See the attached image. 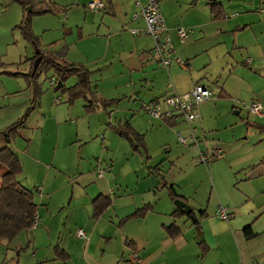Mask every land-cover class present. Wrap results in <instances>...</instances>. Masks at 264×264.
Segmentation results:
<instances>
[{"label":"rangeland","instance_id":"1","mask_svg":"<svg viewBox=\"0 0 264 264\" xmlns=\"http://www.w3.org/2000/svg\"><path fill=\"white\" fill-rule=\"evenodd\" d=\"M39 1H52L62 11L32 17L31 30L39 39V48H35L21 36L19 30L14 29L22 17L19 3L15 0H0L2 87L4 78L10 80L5 72L29 71L36 49H41L58 60L60 58L57 57H64V61L68 63L86 58L93 62L101 55L105 59H97L89 64L93 73L97 72L95 67L99 68L94 86L91 85L92 93H89L92 101L78 98L71 105L64 101L68 99L67 93L59 91L56 94L50 88V81L56 76L54 71H43L41 68L38 79L41 95L38 101H41L42 106L30 114L25 123L27 131L22 130L15 135L8 145L23 159L27 168V173L19 175L18 180L26 187H38L34 200L38 205L39 217L42 220L52 213L53 230H45L44 234L36 237L39 230L36 226L34 229L21 231L11 240H1L0 264H15L19 257L17 251L20 254L19 263H27L28 249L31 253L47 257L49 264H63L59 258L52 259L58 254L56 244L61 245L63 239L71 255L70 263H76L77 258L81 260V248L91 235V230L84 223L95 220L92 218V198L103 190L114 201L124 199L137 204L144 203V195L138 196L132 193V189L137 182L141 183L143 178L152 174L158 179V183H162L164 178L167 184H173L176 192L184 196L194 209L195 215L198 213V205L203 207L200 209L209 205L208 209L217 210L222 205L232 210V207L252 203L257 207L252 220L254 226L264 230V0H215L225 5L226 15L236 13L242 21H246L248 26L243 30L234 27L232 20L236 17L227 18V21L226 18L213 19L207 5L210 0H196L195 5L192 4L193 0L161 2L160 8L165 19L166 15L177 19L178 27L191 31L193 29L196 31L195 35L199 34L201 38L195 41L191 39L189 45L187 40H190L192 34L188 35L184 44L179 38L176 42L173 41L176 56L182 60L189 59L187 69L170 66L169 74L167 69L157 66L156 74L150 79L153 84L150 82L152 85L149 88L144 86V80L136 81L141 83L136 88L132 86L135 82L129 79L122 85H116L113 64L118 61L123 63L127 56H135L134 52L126 51L129 49L126 43L143 41L129 31H122L125 19L123 13L115 9L116 13L112 14L111 7L105 0H101L104 8L99 10L85 7L89 0ZM220 25L224 27V32H215ZM147 38L150 39L149 36ZM109 45L113 51L109 49L106 52L104 48ZM116 47H119L120 53L116 51ZM248 59L255 62H247ZM103 61H107L109 66L112 62V65L103 69L102 77L100 67ZM172 72H177V76ZM13 73L24 74L17 71ZM190 75L200 76L205 83H199L209 86L213 94L209 100L197 105L199 117L191 123L196 127L200 138L197 149L177 143V133L185 135L187 132V125L182 120L178 121L181 125H168L162 119L150 117L142 107L150 98L168 92V84L177 83V78L182 87L186 86ZM74 77H70L65 85L71 84ZM221 86L225 87L228 94L223 92L219 95ZM176 89L180 90L177 85ZM183 90L185 91L176 92L187 91ZM135 91L140 94L135 95ZM60 97L63 101L58 104L64 107L55 112L53 106L60 101ZM100 99L111 103L102 106ZM253 101L261 104L262 116L247 112L245 107ZM62 115L64 127L74 125L70 122L83 127V135L88 140L81 144V151L79 146L76 148L72 145H59V149L56 148V121ZM125 122L144 134L146 154L143 150L135 151L129 141L113 129ZM43 125L45 131L37 133L36 129ZM102 135L105 137L101 138ZM5 140L7 139L3 140L0 135V148L6 145ZM199 150L209 156L207 163H197ZM218 150L221 151V158L216 157ZM30 153L36 156L35 163L38 166L26 158ZM96 162L98 165L94 169ZM104 163L110 164L112 169H105ZM41 165L45 169L42 170ZM156 167L159 168V175L154 171ZM97 168L104 170L101 180L97 179ZM157 188L153 196L161 207L166 203H174V200L166 197V187L158 185ZM41 191L45 197L43 205L39 201ZM102 215V220H112L115 223L113 230H119L118 219L113 213ZM156 218L155 222H160V216L157 215ZM75 220L81 224H74ZM187 221L188 224L192 223L189 219ZM225 221L216 216L212 225L219 227L218 231L222 234L219 239L221 246L232 248L233 238L221 224ZM150 224L152 225V221ZM130 226L135 230L132 223ZM79 229L84 232V238L76 235ZM33 236L37 243L31 249ZM261 238H264V234ZM253 240L248 241L250 245L255 244ZM236 245H241V241L238 240ZM105 254L103 244L94 241L88 256L95 260ZM104 258H107V254Z\"/></svg>","mask_w":264,"mask_h":264},{"label":"crops","instance_id":"2","mask_svg":"<svg viewBox=\"0 0 264 264\" xmlns=\"http://www.w3.org/2000/svg\"><path fill=\"white\" fill-rule=\"evenodd\" d=\"M90 1L91 0H89L88 3ZM105 1L111 7L112 14L116 13L115 9H117L120 13H123L125 19L122 22V26H121L122 31L124 30L129 31L130 34H132L130 30H136L137 34H132V35L143 40L140 43L138 42L126 43L127 46H129V49H127L126 51L134 52L135 56H127L125 59H123V63H121V61H118L113 64V74L116 76L115 78L117 80L116 85L117 86L122 85V83H124L126 80L129 79L135 82V83H132V86L136 88L137 86L141 84L140 82L136 83V81L144 80L145 81L144 86L149 88L153 84V82L150 81V79L153 75L156 74L155 68L157 66L159 68H163V67H161L160 64L157 62V60L151 55V50L154 46V40L149 35L144 33L143 30H144L145 24H144L143 19L141 17H138L135 20L131 19L134 13H138L139 7L135 5V0H105ZM163 1L164 0H161L160 3ZM140 2L141 4H144L146 0H140ZM211 2H215V1H209L207 5L209 6V11L212 17L214 16L213 19L222 20L223 18H226V21H227L228 20L227 18L236 17L235 19L232 20L234 27L236 28L239 27L240 30L247 28L248 25L246 24V21H242L241 17L239 16L237 17L236 13H233L230 16L226 15L225 5L222 4L221 2H218L221 5V9H222L221 14L216 17V15L212 12L210 8L209 3ZM87 4L84 6L87 7ZM192 4L193 5L197 4L196 0H193ZM261 10L262 9H260V11ZM161 13L164 17V14L162 11ZM166 17L167 19H165V17L164 19H165V23L168 28V35L173 43V41L176 42L179 38L176 33V30L179 24L177 23V19H172L168 15H166ZM246 20H249V19H246ZM80 27L77 26V28H80ZM214 31L218 33H222L224 32V27H221L220 25V27ZM67 32H69V30H67ZM187 32H188V35L192 34L190 37V40L188 38L189 36H187L188 40L186 38L188 45L191 39L195 41L201 38L199 34L195 35L196 31H194L193 29L192 31L187 29ZM81 36L82 35L80 33V38ZM148 36L150 37V39L147 38ZM197 36H200V37H197ZM186 40H184L183 42L180 40V42L184 44ZM233 45H236V43L233 42ZM173 46H175L174 43H173ZM104 49H106V52H108L109 49L113 51L112 46L110 45L106 46ZM116 51L120 53L119 47H116ZM174 54H175V47H174ZM62 55L64 56L65 54H62ZM57 58H60V60H65L64 57H57ZM102 58L105 59V57L101 55L100 57H97L96 59H94L93 62H96L97 59L101 60ZM88 59L89 58H86L84 60H76L74 61V64H80L85 68V70L82 72L85 73L84 74L85 77L87 73L88 79L91 82V85L93 84L94 86V78H96L99 72V68L95 67L97 72L93 73L91 69L89 68V64L93 62L88 61ZM184 61L186 62L187 65H189L190 63L189 59H186ZM249 61H251V59L247 60V62ZM253 62H255V60L251 61V63ZM102 63L103 64L100 67V75L103 77L104 75L102 72L103 69L110 67L112 65V62H110V66L108 65L107 61H103ZM30 65H31V61H30ZM174 65L176 64H172L170 66L172 67ZM170 66L167 69V72L169 74H170V70H169ZM177 66L178 65L174 67L177 68ZM176 68H173V69L176 71L177 70ZM16 71L24 73L23 74L24 76L19 75V74L14 75L13 72H16ZM27 73L28 71L26 69L23 71H20V70L7 71L5 72V74L10 80L4 78L3 80L4 87L0 85V135L3 137V140L6 138L2 131L4 130L6 126H8L13 121L17 120L24 113L25 109L27 108L29 104V99L32 96V89H31L30 82L27 79ZM172 73L177 76V72H172ZM0 78H3V75H0ZM77 80H78V76H75L71 84L66 85V86L74 85L77 82ZM197 82L205 83L200 76L190 75L189 82L188 84H186V86L182 87L179 83L178 78H177V83L173 82L174 84L173 83L172 84L175 85L174 88L176 91H185L183 89H186L188 91ZM176 85L180 90L176 89ZM53 87L50 85V88L53 90V93L54 92L56 94L59 93V90L55 91ZM223 92L228 94L226 92L225 87L221 86L219 95H222ZM136 94H140L139 91H135V95ZM167 94L168 92L160 96L152 97L149 99V101H155V102L161 101ZM88 98H89V101L90 100L92 101L90 94H88ZM100 98H103V96H100ZM59 99L60 101L56 102V105L53 106L55 109V112H59L60 110L63 109L62 107H64L63 105L58 104L63 101V98L60 97ZM64 101L68 102V99ZM100 101L102 103V101H107V100L100 99ZM69 104L71 105L73 104V102ZM90 104H93V102H91ZM40 106H42V103L41 101L40 102L38 101L37 106H36L37 109L36 108L35 109L39 110ZM196 111H197V107H196ZM68 112L69 114H71V111L68 110ZM171 117L174 118V116H171ZM177 117L178 118H176V121H177L176 125H179V124L181 125V123L178 122L181 119L179 118V116ZM63 120H64V117L62 115V117L57 119L56 121V126L58 129V134L55 139L56 148L59 149V145L65 146V147L72 145V147L75 146L76 148L79 146V149H80L79 151H81V148H80L81 144L88 140V138H86L83 135V130H84L83 127L81 126V124L77 125L73 122H70V123L74 125L64 127L63 125L65 124L63 123ZM171 120H172L171 122L174 121V119H171ZM110 125L111 123L108 124V126ZM26 129H27V126L25 124L22 127V129H20L19 134L22 130L26 132L27 131ZM43 131H45L44 125L36 129L37 133H41ZM104 137H105L104 135L101 136V138H104ZM199 142H200V138L198 135V143ZM5 143H7V140H5ZM110 145H111V142H110ZM195 149H197V147H195ZM25 150L27 153H29L27 148H25ZM199 152H202V151L199 150ZM218 152H216L217 153L216 157L221 158L222 157L221 151L218 150ZM26 158H28V161L31 162L33 165L38 166L35 163L36 156L33 153H30L29 157L26 156ZM20 163L22 167V173L26 174L27 168L24 165L23 159H20ZM97 165L98 163L96 162V164L93 166L94 169H96ZM104 166H105V169H107L108 171L112 169L111 165L108 163H104ZM41 167H42L41 169L43 170L44 166L41 165ZM22 173L20 174L21 176H22ZM155 173L156 175H158L156 171ZM102 178L103 176L102 177L97 176L98 180H101ZM158 185H159L158 179L153 174L150 175L149 177L143 178L141 183L140 181L137 182L135 187L132 189V193L137 194L138 196L144 195L145 197L143 201L144 203H139V204L131 200L125 201L124 199L114 201L109 194L103 193L104 191L101 190V186H99L101 191H99L97 195L99 194L107 195L111 199V205L107 207L103 213H106V215H109V213L114 214V216L118 219L117 226L119 230L116 231L112 229V226L115 225V223L112 220H108V221L102 220L103 213L100 215L99 218L95 220H91L92 222L84 223L91 230V233H90L91 235L88 241L85 242L84 246L81 248L83 252V256L81 260L77 258L76 263L74 262L72 264H130L132 261L133 253L137 255L141 264H264V238H261L262 235L264 234V230H259L257 227L254 226V223H253L254 221H252L254 215H256L257 213V209H256L257 207L254 204L250 203L244 206L232 207V210L229 209V213H230L229 219L227 221L224 220L225 222H221V224H223L222 227H224V229L227 232H229L228 235L233 238L232 239L233 242L231 245L232 248L222 247L221 243L219 242V239L222 236L221 232L218 231L219 227H215L212 225L213 220H215L217 216L216 209L214 208L208 209L209 205H206V208L204 209L205 215L199 218V225H195L192 223L188 224L187 217L185 218L184 216H173L172 215V212H174V210L176 209L173 202L170 205L169 203H166L163 207H161L155 201V198L153 195L154 193H156L158 189L157 188ZM33 188H36V186H34ZM42 191H41V194H39V197H40L39 201L43 205V201L45 197L42 196L43 195ZM166 193H167L166 197H169L168 199L170 200L171 198H170L168 190L166 191ZM97 195H95L92 199H94ZM182 198H185V197L182 196ZM171 201L173 200L171 199ZM86 203H87V200H86ZM145 204H151L152 209L149 210L144 216L131 217L127 220H124L122 223L120 222L125 217L134 213L138 208L144 206ZM87 206L89 208V204ZM91 206H92V203H91ZM200 208H203V207L202 206L199 207L198 205L197 212L201 210ZM153 213H156V214H153ZM37 214L39 217L40 215L38 213V205H37ZM198 214L200 213H197V215ZM157 215L160 216V222L158 223L155 222L157 219L156 218ZM40 217H39L40 221L38 219V225L36 227V229H38L39 227V230L35 234L36 237H39L42 234H44L45 230L47 231L53 230L52 213L44 216L42 220ZM151 221H152V225L150 224ZM74 222H75L74 224H78V223L81 224L80 222L76 220ZM100 223H101V226H99ZM106 223H109V224H106ZM130 223H132V225L135 226V230L131 228ZM171 224H176L179 227V233L174 236H170L168 234V231L166 230V227H169V225ZM71 225L72 224H70V226ZM246 227H250V229L255 235L252 237H247L246 232L244 231ZM252 239H254L253 241L255 242L253 243L255 244L250 245L248 241ZM238 240L241 241V245L237 247L236 243ZM94 241H100V243L103 244L104 252H106L107 258H104L106 254L102 256L100 259L91 260L89 258L88 254L90 252V247ZM200 242L206 246V250L203 252L201 249L202 247L199 244ZM36 243H37V239H35V237L33 236V240L31 242L30 248L32 249L33 247H35ZM60 243L61 245L56 244V246L60 247L62 250H64L68 254V259L62 260L61 262L63 264H71L69 261L70 259L69 257L71 255L67 251L68 246L66 245L64 239H63V242H60ZM16 251H17V248H16ZM70 252H71V249H70ZM26 255L29 257L28 262L22 263V264H49L47 263V259H48L47 257L39 256L36 252L31 253L29 249L28 251H26ZM17 256L19 257H17V262L15 264H21L19 263V260H20L19 251H17ZM52 259L53 260L58 259L56 258V254L55 256H53ZM10 264H13V262H11Z\"/></svg>","mask_w":264,"mask_h":264},{"label":"trees","instance_id":"3","mask_svg":"<svg viewBox=\"0 0 264 264\" xmlns=\"http://www.w3.org/2000/svg\"><path fill=\"white\" fill-rule=\"evenodd\" d=\"M15 1H17L22 8V17L19 23L15 25L14 29L19 30L21 36L30 42L35 48H39V39L31 30L32 17L34 15L40 14H56L59 13V10L62 11V8H59V6H57L52 1L49 3L39 0ZM209 4L216 17L219 16L222 10L220 3L211 2ZM37 56H41V60L37 69L33 71V62ZM41 68L43 71H47L49 69L54 71V74L56 75L54 76L56 84L53 89L55 91L59 90L67 93L69 103L74 102L78 98H84L89 101L88 94L92 90L91 82L88 79L87 73L83 80L78 78L74 85H65L70 77L77 76L79 72L85 70L82 65L68 63L64 60H58L56 57L51 56L49 53L43 52L41 49H39V52L35 53L31 58V66L27 73V79L29 80L32 89V96L29 99V104L24 113L17 120L6 126L2 131L5 135V138L7 139V143L0 148V241L11 240L21 231L30 230V228H32L31 224L34 219V215L37 213V204L34 200V196L38 190V187L28 188L18 180L19 175L22 173L20 159L17 153L8 145V143H10V140L19 133L20 129H22V127L25 125L30 114L37 106L38 98L41 95V89L38 85V77L41 72ZM110 103L111 101H102L101 104L104 106ZM176 118L178 117L174 116V118L168 117L164 118L163 120L168 125L175 126L177 124ZM171 119H174V121L171 122ZM113 129L119 136L125 137L135 151L143 150V153L146 154L144 151L145 142L143 133L136 131L128 122H125L123 125L114 126ZM200 154L205 153L199 152L198 157ZM154 170L159 175V168L156 167ZM159 185L167 188L172 200L177 198L185 200V198H182V196L176 192L174 185L167 184L164 178L162 183H159ZM91 203L92 218L97 219L104 212V210L111 205V199L107 195L99 194L92 200ZM151 209V204H145L120 222L122 223L124 220H127L131 217H142ZM198 213L200 214L195 215V225H199V218L205 215L204 209L199 210ZM172 215L185 216L178 209H175L174 212H172ZM185 217L188 218V216ZM166 230L170 236H174L179 233V227L176 224L169 225V227H166ZM244 231L246 232L247 237H252L255 235L250 227H246ZM201 242L199 244L201 245L203 252L206 250V246ZM55 249L58 251L56 258L61 260L68 259V254L64 250L58 246H56Z\"/></svg>","mask_w":264,"mask_h":264},{"label":"built area","instance_id":"4","mask_svg":"<svg viewBox=\"0 0 264 264\" xmlns=\"http://www.w3.org/2000/svg\"><path fill=\"white\" fill-rule=\"evenodd\" d=\"M161 0H146L141 4L140 0H135V5L139 7L138 13H134L131 17L135 20L141 17L144 21V33L149 35L154 40V46L151 50V55L157 60L161 67L168 69L170 65L176 64L183 69H187V64L181 58L175 56L174 46L168 35V28L164 17L160 10ZM87 7L89 9L99 10L104 7V2L101 0H91ZM132 34H137L136 30H130ZM176 33L183 42L188 36V32L183 27H178ZM56 80L53 77L50 85L55 86ZM168 94L161 101H148L142 104L143 110L152 118L164 119L171 116H179L184 124L187 125L185 135L177 133V143L184 147H198L197 129L191 123L199 117L196 107L199 103L209 100L212 97V90L209 86L202 83H195L192 88L183 93H177L174 85L169 83ZM251 114L261 116V104L258 101H253L245 107ZM220 153V152H218ZM209 156L200 154L197 158V163H206ZM110 169V168H108ZM104 170L97 168V176L102 177ZM217 216L222 220H228L230 217L229 208L219 205L217 208ZM38 214L34 215L31 227L34 229L38 225ZM77 236L84 238V232L79 229ZM130 264H141L135 253L132 254Z\"/></svg>","mask_w":264,"mask_h":264},{"label":"water","instance_id":"5","mask_svg":"<svg viewBox=\"0 0 264 264\" xmlns=\"http://www.w3.org/2000/svg\"><path fill=\"white\" fill-rule=\"evenodd\" d=\"M210 1H215V0H210ZM39 52V49H36V53ZM41 60V56H37L33 62V71H35L39 65V62ZM85 73L84 72H80L77 74L78 78H80L81 80H83L85 78ZM174 204H175V208L178 209L180 212H182V214H184L185 216H188V218L191 220V222L194 224L196 221V217H195V211L194 209L183 199L181 198H177L174 199Z\"/></svg>","mask_w":264,"mask_h":264}]
</instances>
